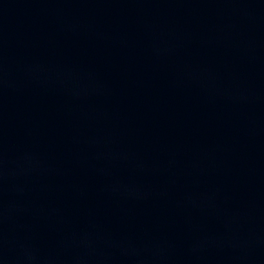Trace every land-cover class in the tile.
<instances>
[{"label": "water", "instance_id": "95a60500", "mask_svg": "<svg viewBox=\"0 0 264 264\" xmlns=\"http://www.w3.org/2000/svg\"><path fill=\"white\" fill-rule=\"evenodd\" d=\"M0 264H264V0H0Z\"/></svg>", "mask_w": 264, "mask_h": 264}]
</instances>
